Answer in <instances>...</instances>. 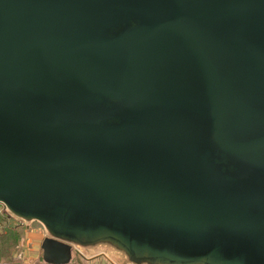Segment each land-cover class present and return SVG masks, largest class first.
Wrapping results in <instances>:
<instances>
[{
    "label": "water",
    "instance_id": "obj_1",
    "mask_svg": "<svg viewBox=\"0 0 264 264\" xmlns=\"http://www.w3.org/2000/svg\"><path fill=\"white\" fill-rule=\"evenodd\" d=\"M0 204L46 264H264V0H0Z\"/></svg>",
    "mask_w": 264,
    "mask_h": 264
},
{
    "label": "crops",
    "instance_id": "obj_2",
    "mask_svg": "<svg viewBox=\"0 0 264 264\" xmlns=\"http://www.w3.org/2000/svg\"><path fill=\"white\" fill-rule=\"evenodd\" d=\"M1 221H2V225H3V229L0 230V264H7L5 262V256L3 255L2 251H1L2 250V244H1L2 243V237L5 234V233L3 234L1 231L4 232V230L7 228V225L9 226V228L13 232L14 231H18L20 233H23V231L25 232V235L22 234V238L20 239V243H19L20 248L23 246V248L25 249V250H23L24 253L29 252V250L30 251L31 250H37L38 254L39 253L40 254L39 255L36 254V258L38 256L40 258V256H41V259H43L42 258V256H43L42 243H43L44 239L46 238V234H45V231L40 224L36 225L38 223H34L30 226H26V225L21 224L16 219L12 218L11 216H9V218L6 217L5 219H2ZM16 247H17V250H13V252H12L13 258L14 259H18V258L20 259L21 256L18 257V255H19L18 245H16ZM41 259H37V260L32 261V262H33V264H42ZM89 259H92V258H87V260H89Z\"/></svg>",
    "mask_w": 264,
    "mask_h": 264
},
{
    "label": "rangeland",
    "instance_id": "obj_3",
    "mask_svg": "<svg viewBox=\"0 0 264 264\" xmlns=\"http://www.w3.org/2000/svg\"><path fill=\"white\" fill-rule=\"evenodd\" d=\"M0 209H2V215L6 214V210H5L3 205H0ZM36 225H39V224H36ZM8 228H9V226L4 230V232L3 231H1V232L2 233H6ZM22 234L25 235V232L23 231ZM18 249H19V252H18L19 255L18 254L17 255H18V257L21 256V258L17 259L18 263H13L12 262L11 264H20V263L21 264H23V263L24 264H33L32 261H35L37 259H41V256H40V258H39V256L36 258V254H38L37 250H31V251L29 250V252L24 253L23 250H25V249L23 248V246L20 248L19 244H18ZM41 263L42 264H46L43 259H41ZM70 264H113V263L109 259L104 257V256H98V257H95V258L87 260V259H85V257H83L78 252H74L73 260H72V262Z\"/></svg>",
    "mask_w": 264,
    "mask_h": 264
},
{
    "label": "trees",
    "instance_id": "obj_4",
    "mask_svg": "<svg viewBox=\"0 0 264 264\" xmlns=\"http://www.w3.org/2000/svg\"><path fill=\"white\" fill-rule=\"evenodd\" d=\"M1 205V204H0ZM6 217L9 218V215L1 214V220L5 219ZM8 227V225H7ZM4 234V233H3ZM22 238V233L18 232V231H12L10 228L7 229L6 233L3 235L2 237V253L5 256V262L7 264H11L13 263H17V259L13 258V250H17L16 245H18L20 243V239Z\"/></svg>",
    "mask_w": 264,
    "mask_h": 264
},
{
    "label": "built area",
    "instance_id": "obj_5",
    "mask_svg": "<svg viewBox=\"0 0 264 264\" xmlns=\"http://www.w3.org/2000/svg\"><path fill=\"white\" fill-rule=\"evenodd\" d=\"M1 214H2V209H0V230L3 229L2 221H1Z\"/></svg>",
    "mask_w": 264,
    "mask_h": 264
}]
</instances>
